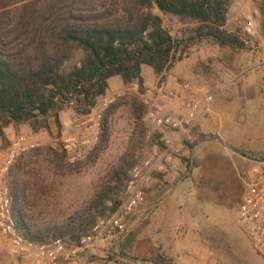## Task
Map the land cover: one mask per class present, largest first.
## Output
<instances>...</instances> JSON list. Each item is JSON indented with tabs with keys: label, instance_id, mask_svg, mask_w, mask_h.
<instances>
[{
	"label": "trees",
	"instance_id": "obj_1",
	"mask_svg": "<svg viewBox=\"0 0 264 264\" xmlns=\"http://www.w3.org/2000/svg\"><path fill=\"white\" fill-rule=\"evenodd\" d=\"M234 1L0 0L1 134L11 123L27 124L33 133L52 134L51 119L60 128V112L65 108L77 116L90 114L107 93L111 77L120 76L126 87L137 81L142 91L144 65L161 77L182 60L191 45L202 41L246 49L250 36L240 26L228 28ZM163 16L175 17L185 26L182 37L171 33ZM131 101L141 118L147 106L135 94ZM119 105L115 98L103 109L99 139L89 156L107 143L110 117ZM42 153L58 167L71 165L62 145L50 143L20 154L10 166L14 214L27 237L76 241L90 233L100 217L114 213L122 204L121 192L135 164L127 160L113 168L85 209L45 233L34 231L21 171L27 159Z\"/></svg>",
	"mask_w": 264,
	"mask_h": 264
},
{
	"label": "rangeland",
	"instance_id": "obj_2",
	"mask_svg": "<svg viewBox=\"0 0 264 264\" xmlns=\"http://www.w3.org/2000/svg\"><path fill=\"white\" fill-rule=\"evenodd\" d=\"M262 1L235 0L231 5L228 28L240 26L242 33L250 36L251 40L248 41L246 49L221 48L218 44L205 40L191 45L183 53L182 59L200 50L208 53L209 57L204 59L199 68L203 74L197 78L194 72L200 84L210 82L211 89L216 80L222 84L236 79L238 70H232L225 62L237 64L241 61L250 62L254 56L264 58ZM155 11L158 12V9ZM163 19L174 36H183L185 26L177 18L163 16ZM248 27L251 31H248ZM218 46L220 51L217 50ZM183 66L189 73L190 66L187 63ZM143 72V90L166 78L163 75L157 79L148 65L143 66ZM110 84L114 90H109L107 95L100 98L92 121L77 119L78 116L73 114L71 108H65L60 112V128L51 119L52 134L42 131L34 136L31 130L21 129L16 124L12 125L11 131L3 128L4 135L0 132V174L9 187L8 171L20 154L50 143L55 146L62 145L65 149L64 144L70 136H75L78 143L89 140L77 148L65 149L71 162L68 167L54 165L45 153L26 160L21 174L26 186L31 227L34 231L45 233L53 226L64 224L70 216L86 208L121 160L136 164L151 154L155 146L162 144L159 136L154 134L155 127L151 126L148 112L145 111L139 118L134 111L131 98L135 94L142 100L139 89L132 85L122 87L123 80L120 76L110 78ZM115 98L120 105L110 117L109 139L97 154L89 156L88 153L94 150L99 139L103 109ZM92 122L96 124L93 125ZM11 132L14 133L12 137L9 136ZM21 135H26L27 139L16 144ZM194 135L197 137L186 140L173 151V160L181 158L185 162L183 176L176 183L173 201L176 206L181 207L182 216L191 221L188 231L192 237L177 247H173L170 239H155L154 250L144 253L140 250L141 229L135 219L139 217L153 223V213L152 210L135 213L128 222L134 234L125 242V250L120 249L119 257H109L105 264H264V257L254 249L240 221L239 203L246 187V181L242 177L246 178L251 171L244 168L237 155L225 151V145L232 144L228 136L198 141L201 140L199 133ZM197 141L198 146L195 149ZM186 150L189 151L185 152ZM187 170H191L189 176H185ZM166 174L167 172L165 180ZM124 192L125 188L121 192L122 197ZM168 197L169 194L161 196L160 199L164 202L160 203L161 199L155 209L160 210L167 206L166 203L170 200ZM0 264H15L1 238Z\"/></svg>",
	"mask_w": 264,
	"mask_h": 264
},
{
	"label": "built area",
	"instance_id": "obj_3",
	"mask_svg": "<svg viewBox=\"0 0 264 264\" xmlns=\"http://www.w3.org/2000/svg\"><path fill=\"white\" fill-rule=\"evenodd\" d=\"M247 29L251 31L250 27ZM131 85L139 89L137 81ZM138 92L162 144L132 167L122 204L114 213L100 218L90 233L76 241L27 237L17 226L11 190L0 174V238L15 264H105L112 253L125 250V242L134 234L128 222L136 208L145 203L149 193L164 189L165 171L174 158L173 151L194 137L199 120L213 111L215 103L211 93L188 87L182 94L167 80ZM24 139L27 136L21 135L16 144ZM88 141L78 143L75 136H70L64 147L69 150ZM242 179L246 187L239 203L241 225L254 249L264 257V169Z\"/></svg>",
	"mask_w": 264,
	"mask_h": 264
},
{
	"label": "crops",
	"instance_id": "obj_4",
	"mask_svg": "<svg viewBox=\"0 0 264 264\" xmlns=\"http://www.w3.org/2000/svg\"><path fill=\"white\" fill-rule=\"evenodd\" d=\"M221 48L218 46L217 50L220 51ZM262 53L263 51L260 52L261 56ZM207 57H209L208 53L204 50L193 52L166 71L163 74L166 75V78L163 79L167 80L169 86L182 90V94H186V89L188 87L213 94L215 97L214 109L210 114L199 120L196 133H199L201 140L198 141H206L211 139L210 137L219 138L220 136H228L232 144H226L225 151H230L233 155H237L244 168L252 173L263 170L264 58H256L254 56V59H250V62L241 61L237 64H231V61L225 62L228 64V67L232 68V70H238V77L230 82L222 84L216 80L210 89V82H201L200 84V81L194 76V72H196L197 78L203 74H201L202 71H200L199 68L201 63L204 62V59ZM185 63L190 66L189 73L188 71H185L186 69L183 66ZM142 75L145 80L143 67ZM153 75L156 76L154 71ZM156 77L159 79L158 76ZM123 86L125 87L124 82L122 87ZM109 90H114V88L111 87V84L108 91ZM109 100L111 101V99ZM99 101L100 99L98 100L97 105L99 104ZM96 107L90 114L78 116L77 119H84L85 121L94 120ZM102 107H104V105ZM95 124L96 122L93 123V125ZM12 125L13 123L6 126V131H11L13 127ZM19 125L21 129L26 128L27 130H30L27 124ZM33 134L34 136H37L38 133ZM9 136H14V133H9ZM198 141L195 145V149L198 146ZM187 151L189 150H186L185 152ZM184 163L185 162H183L181 158H175L170 162L165 171L167 172V184L164 189L158 193H149L150 197H147L146 202L138 206L134 212V214H140L141 212L143 213V211L152 210L151 212L153 213V223L143 221L139 217L135 219L137 226L141 229L140 250L144 251V253L152 252L154 250L155 239H170L173 247H175V245L177 247L186 243V240L192 237L188 231V225L191 224V221L182 216L181 207L176 206L173 201L175 198L176 183L183 176ZM189 172H191V170H187L185 176H189ZM165 194H169L168 198L170 199L169 202L166 203L167 206L160 210L157 208L155 209V205L162 199H160V197ZM170 203H173L174 205L172 206ZM197 238L198 237H196V239ZM114 253L117 254L116 258H118L120 252L116 251Z\"/></svg>",
	"mask_w": 264,
	"mask_h": 264
}]
</instances>
